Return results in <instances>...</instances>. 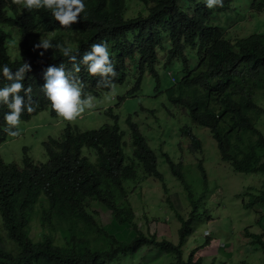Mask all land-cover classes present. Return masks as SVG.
Masks as SVG:
<instances>
[{"label":"trees","instance_id":"16d2710c","mask_svg":"<svg viewBox=\"0 0 264 264\" xmlns=\"http://www.w3.org/2000/svg\"><path fill=\"white\" fill-rule=\"evenodd\" d=\"M128 1L85 0V11L63 26L52 18L50 10H26L14 0H0V64H7L11 71L22 62L30 65L18 93L22 97L20 120L27 121L43 110L58 116L42 91L48 66L62 65L67 73L74 62L78 64L80 71L75 75L84 85L80 95L84 100L111 89L103 85L107 75L101 78L86 72L82 56L92 44L108 45L117 73L110 78L112 86L124 81L128 60L137 62L135 84L141 82L145 71L158 84L155 64L159 49L164 52V67L177 58L181 61L182 77L166 91L169 101L187 109L193 124L209 130L220 159L234 172L264 176V137L256 127L258 121L264 123V107L258 104L264 97V34L227 39L214 20L234 0H222L221 6L211 9L197 3L192 12L180 6L179 0H134L140 11L135 17H126ZM254 2V11L264 12V0ZM44 38L53 44H71L76 49L72 53L75 61L55 48L36 50L33 45ZM29 41L33 44L28 46ZM16 43L22 52L12 58L7 46ZM186 47L195 52L193 67L185 55ZM10 83L0 76V87ZM29 86L31 91L26 94L23 89ZM24 104L33 111H25ZM8 111L0 101V144L13 137L3 131ZM127 124L129 143L116 121L86 131L67 125L59 140L43 142L44 163L34 162L26 149L20 165L0 158V264H148L158 258L164 259L159 264H204L195 256L212 240L205 238L199 248L186 252L187 240L202 215L196 214L195 195L180 164H174L166 154L163 156L187 193L192 210L186 220L176 213L180 225L175 243L158 239L155 231L144 233L138 228L129 201L132 190L139 181H162L163 177L157 171L155 153L131 118ZM184 133L190 137L191 148L197 150L199 140L189 129ZM82 148L95 153L94 162L82 156ZM198 168L205 185L206 175L201 165ZM243 208L260 214L257 210L263 211L264 191L249 195ZM101 212H107L117 226L129 227L131 239L107 232L97 218ZM34 225L40 228L37 239L31 236ZM246 235L264 252L262 234Z\"/></svg>","mask_w":264,"mask_h":264},{"label":"rangeland","instance_id":"374dc122","mask_svg":"<svg viewBox=\"0 0 264 264\" xmlns=\"http://www.w3.org/2000/svg\"><path fill=\"white\" fill-rule=\"evenodd\" d=\"M191 1L179 0L178 4L192 12L195 5ZM254 3V0H235L229 8L218 13L214 23L221 28L227 39L233 40L254 32L264 34V12H255ZM127 4L129 9L125 16L135 17L141 6L134 0H129ZM10 51L14 58L16 49L12 48ZM156 55L158 84L145 71L140 89L131 95L130 90L136 83L137 62L128 60L124 81L97 97L91 95L93 107L85 108L73 121H65L59 115L52 117L48 110L39 112L27 121H21L18 125L19 134L0 144V158L4 163L20 165L23 149H26L27 155L34 162L44 163L47 157L43 142L59 140L67 125L86 131L99 129L104 125L111 126L116 121L124 134V140L128 142L130 129L127 119L131 118L155 153L157 171L163 177L162 181L154 178L139 181L132 190L129 201L138 217V228L144 233L155 231L158 239L164 238L175 243L180 225L176 213L186 220L192 210L187 193L172 175L163 156L166 154L174 164H180L184 178L195 195L196 214L202 215L187 240L186 252L199 248L203 240L209 237L212 240L210 245L199 250L195 256L201 258L204 264H264V252L252 245L251 239L246 235L262 234L264 240V208L263 211L257 210L260 212L258 215L253 211L255 209L243 208L249 201V195H258L260 191H264V176L234 172L228 163L220 159L209 130L193 124L187 109L172 104L166 95V91L175 87L182 77L180 59L177 58L164 67L163 50L158 49ZM185 55L189 65L193 67L197 62L194 50L186 47ZM258 104L264 107V97ZM256 127L264 137L263 120L258 121ZM188 129L200 142L197 150L191 148L190 137L184 133ZM81 153L91 162L95 161L92 150L82 148ZM198 165H201L206 175V186L202 183ZM106 214L108 213L101 212L97 217L104 229L117 238L131 239V229L117 226ZM39 234L40 228L32 226L31 236L37 239ZM161 260L164 259L158 258L156 262L150 261L148 264H159Z\"/></svg>","mask_w":264,"mask_h":264},{"label":"clouds","instance_id":"9594fccd","mask_svg":"<svg viewBox=\"0 0 264 264\" xmlns=\"http://www.w3.org/2000/svg\"><path fill=\"white\" fill-rule=\"evenodd\" d=\"M14 2L22 4V8L26 10L41 8L50 10L52 18L63 26H68L72 22H75L78 14L85 11V0H14ZM191 2L195 6L197 3L204 4L205 7L209 9L214 6L219 7L222 5V0H192ZM11 36L12 35H9V38ZM50 41L51 40L47 38L40 39L39 43L34 44L33 47L36 48V50L39 48H55L59 51L61 56L67 57L69 61H75V56L72 55V53H74L76 49L73 48L71 44L65 46L61 43L53 44L50 43ZM32 44L33 41H29L28 46ZM7 47L9 50L12 48L16 49L15 56L17 58L18 54L22 52L18 43L15 45L8 44ZM40 54L42 55L43 53L41 52ZM16 62L17 61H11L10 63L17 64ZM82 62L86 65V72L90 76L99 74L101 78H104L105 75H107L109 79H104L103 85L108 88L112 87L113 82L110 78L115 77L117 73L114 71V64L113 61L110 60L108 45L105 42L92 44L90 46V51H87L82 56ZM29 67L30 65L27 62H22L17 68L14 67L15 71H11L7 64H0V76L11 81L10 84L0 87V101H3L10 110L6 112L3 117L5 121L3 131L9 136L14 137L19 134L18 125L21 123L22 97L18 93H20L22 88L21 80L24 77L25 70L29 69ZM79 71L80 66L74 62L70 72L66 73L62 65L60 67L48 66L44 72L45 83L42 86L44 96L49 101L51 109L65 121H73L85 111V108L93 107V98L91 96L84 100L80 98L81 89L84 85L81 83L79 77L75 75L79 73ZM137 89H140V83L135 84L131 88L130 94H133ZM23 91L26 94L29 93L31 91V86L24 88ZM10 95L11 102H9ZM24 110L32 112L33 107L24 104Z\"/></svg>","mask_w":264,"mask_h":264}]
</instances>
